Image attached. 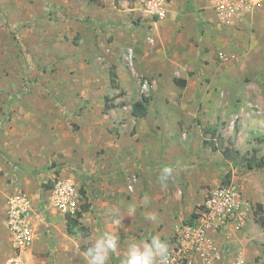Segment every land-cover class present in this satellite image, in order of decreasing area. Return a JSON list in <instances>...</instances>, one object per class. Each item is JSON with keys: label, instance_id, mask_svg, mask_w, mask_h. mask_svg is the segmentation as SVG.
Returning <instances> with one entry per match:
<instances>
[{"label": "rangeland", "instance_id": "rangeland-1", "mask_svg": "<svg viewBox=\"0 0 264 264\" xmlns=\"http://www.w3.org/2000/svg\"><path fill=\"white\" fill-rule=\"evenodd\" d=\"M93 1L0 0V264L13 254L5 214L16 185L31 194L36 240L49 247L31 245L24 264L58 263L66 231L50 223L44 185L61 169L79 174L83 203L105 192L88 180L123 187L138 233L168 198L192 202V213L204 190L234 181L250 209L225 245L264 264V165L253 161L264 160V0H230L233 13L215 0ZM141 94L150 100L136 118ZM112 196L103 199L120 206Z\"/></svg>", "mask_w": 264, "mask_h": 264}, {"label": "built area", "instance_id": "built-area-1", "mask_svg": "<svg viewBox=\"0 0 264 264\" xmlns=\"http://www.w3.org/2000/svg\"><path fill=\"white\" fill-rule=\"evenodd\" d=\"M157 2L151 12H158ZM220 13L234 12L230 0H215ZM47 188L46 207L64 215H75L84 200L71 176L54 175ZM128 188L131 190L132 185ZM249 203L234 181L206 189L204 198L195 207L189 222H183L169 243L171 264H244L242 258L227 245L216 241V234L241 227L248 214ZM32 200L28 192L16 185L6 199V226L11 235L13 254L7 264H24L22 253L36 237Z\"/></svg>", "mask_w": 264, "mask_h": 264}, {"label": "crops", "instance_id": "crops-1", "mask_svg": "<svg viewBox=\"0 0 264 264\" xmlns=\"http://www.w3.org/2000/svg\"><path fill=\"white\" fill-rule=\"evenodd\" d=\"M185 2V1H183ZM99 0H94L91 3V7L97 8L99 5ZM184 4V3H183ZM119 150V145H117ZM156 168L159 167L157 164H153V166ZM80 170V165H75ZM119 166V167H118ZM132 165H106V168H109V170L112 171L111 168L118 167V169H128ZM153 169L154 171L158 169ZM85 170V169H84ZM93 170V169H92ZM58 175L61 176H71L76 183L80 182L79 174L69 172L65 169H61V171L58 170ZM55 175V174H54ZM87 183L91 185V187L100 186V189L104 190V194L101 196L94 195L91 200L88 202L90 203L88 210L82 212V216L80 218L81 222L89 226L91 229V234L86 237L78 236L79 241H76L75 239H70L68 236L69 234L66 232L63 236H59V240L56 242V246L53 250L57 251L58 255V263L57 264H86L83 251L81 250L82 246H88L92 242L95 241V239L101 235L104 232H113L115 231V225L109 224V216L111 213L115 216L120 214V216H117V218L121 217V225L116 228V234L120 238V247L121 250L125 247L127 242L133 238L135 239H144L147 237H143L142 234L144 232L147 233V235H159L162 239L166 240L168 242V238L174 234V232L177 230V228L184 222L186 216H190L191 211L195 204L190 202L185 209L182 208L184 205L181 201V196L178 197L177 200L174 198H168L166 200V209L162 211H158L154 216L156 217L155 221L149 220L146 218V221L149 222L150 225H148L145 229L142 228L140 230V233H138V225H137V215L136 212H134L131 216L127 215L132 208H136L135 199H130L127 196H123V190L124 188L121 187L119 184H108L106 180H101L98 182H94L93 180H88ZM28 192V191H27ZM30 194V193H29ZM111 194V196L115 199L113 200V204L115 202L120 203V206L114 205L113 208H111V203L109 201H106V199H103L104 196H107ZM205 194V190L204 193ZM31 196V194H30ZM89 197L91 198V195L89 194ZM32 198V196H31ZM47 204V203H46ZM127 206L129 210L126 211V209L123 208V206ZM46 206V205H45ZM46 210H49L50 213H48V218L50 220V223L52 226L65 229L66 231V222H65V215L62 213L57 212L55 209L51 207H45ZM150 216V215H149ZM56 230V229H55ZM67 234V235H66ZM140 234L139 238H136ZM68 236V237H67ZM226 237H229L228 232H220L216 234V241L221 244H225L228 241L226 240ZM68 238V239H67ZM74 238V237H72ZM34 251H43L45 249H49L48 245L45 244L44 239L41 237H38L36 240V237L32 243ZM235 251V250H234ZM23 255V254H22ZM23 259V257H22ZM225 259H228L225 258ZM221 259L219 264H225L226 260ZM24 262V260H23ZM110 264H120L119 262V253L116 256H113Z\"/></svg>", "mask_w": 264, "mask_h": 264}, {"label": "clouds", "instance_id": "clouds-1", "mask_svg": "<svg viewBox=\"0 0 264 264\" xmlns=\"http://www.w3.org/2000/svg\"><path fill=\"white\" fill-rule=\"evenodd\" d=\"M172 177V168L163 167L158 176V182L162 188ZM135 212L132 208L127 214L131 216ZM155 221L156 217H146ZM115 231L104 232L99 235L84 251L86 264H110L113 256L119 253L120 264H171L169 244L159 235H152L144 239H131L121 250L120 238L116 234V228L121 225V217L114 219Z\"/></svg>", "mask_w": 264, "mask_h": 264}, {"label": "trees", "instance_id": "trees-1", "mask_svg": "<svg viewBox=\"0 0 264 264\" xmlns=\"http://www.w3.org/2000/svg\"><path fill=\"white\" fill-rule=\"evenodd\" d=\"M116 74L115 72H110V83L114 88H117L118 85L116 84ZM150 100V96L145 95V94H141L140 99L134 101L131 105V114L132 116L138 118V117H142L146 114L147 112V104ZM114 106V105H112ZM111 107L108 106L107 104H105L103 106L102 112L106 113L108 112V110ZM253 161L254 163H256L255 166H258L260 164L264 165V160H256V157L253 156ZM52 183H49L47 185H44L45 188H49L51 186ZM90 203H87V201L85 203H83L80 206V209L76 212L75 215H70V214H66L65 215V222H66V232L70 235V236H82V237H86L89 236L91 234V229L89 226L84 225L80 218L82 216V212L88 210ZM193 212L191 213L189 219L185 220L184 222H189L191 220V218L193 217ZM260 224H263V221H260ZM89 246V245H88ZM88 246H82L81 250L84 252Z\"/></svg>", "mask_w": 264, "mask_h": 264}]
</instances>
